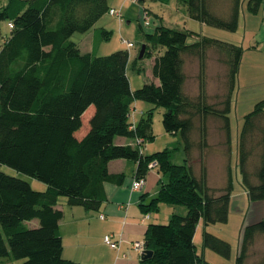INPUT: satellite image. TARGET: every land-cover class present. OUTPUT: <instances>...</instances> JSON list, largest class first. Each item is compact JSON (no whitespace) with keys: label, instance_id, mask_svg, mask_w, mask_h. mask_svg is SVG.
I'll list each match as a JSON object with an SVG mask.
<instances>
[{"label":"trees","instance_id":"trees-1","mask_svg":"<svg viewBox=\"0 0 264 264\" xmlns=\"http://www.w3.org/2000/svg\"><path fill=\"white\" fill-rule=\"evenodd\" d=\"M182 2L192 19L229 31L239 28L243 0ZM246 6L257 15L264 0H247ZM111 9L109 0L0 2V29L3 22L10 29L0 49V165L4 167L0 168V264L20 259L22 264H86L63 256V210L57 206L64 198L70 206L98 210L107 199L104 182L112 179L108 167L115 159L135 160V179L146 181L153 170L150 163L157 162L160 190L148 204L141 203L148 216L161 203L188 209L186 215L173 213L166 224L148 226L144 251L152 255L141 258L140 264H213L199 253L195 235L201 220L205 225L228 222L235 160L249 199L264 200V98L244 115L234 147L231 113L244 47L166 26L163 18L150 29L153 23L145 8L146 51L139 59L154 57L152 79L133 90L127 72L129 50L97 54L112 31L96 28L92 52H83L73 39L76 33L95 29ZM117 10L122 12L123 6ZM123 41L128 45L130 40ZM209 51L218 54L227 69L223 87L215 94L208 91L206 81ZM189 55L200 64L196 94L186 90ZM136 100L167 108L163 126L167 133L181 135L184 163L173 162L174 148L143 152L144 143L156 138L154 108L137 125L132 114ZM91 107L90 128L79 138L84 114ZM216 132L218 139H213ZM118 137L135 141L119 144ZM138 139L143 141L138 144ZM213 154L226 170L221 188L208 184ZM5 168L37 179L46 188L38 190ZM124 177L119 175V183ZM202 245L223 258L232 257V242L208 229ZM235 264H264V219L243 228Z\"/></svg>","mask_w":264,"mask_h":264},{"label":"crops","instance_id":"crops-1","mask_svg":"<svg viewBox=\"0 0 264 264\" xmlns=\"http://www.w3.org/2000/svg\"><path fill=\"white\" fill-rule=\"evenodd\" d=\"M119 2L120 0H113L114 4H119ZM91 31L84 35L76 36L75 38L83 52H92L94 50L95 34L93 32L91 33ZM251 33L253 34V31H251ZM247 35L248 23L245 27L244 37H247ZM252 36L253 35H251V37ZM256 44H258V42ZM254 46L248 45L245 51L256 50L255 47L257 48L258 46L259 48L260 44ZM258 51H261L260 48ZM247 75L249 79L245 78V80H254V82L259 81L260 85L263 83L262 86H256V88H254V93L250 94L247 93L248 91L245 92L247 97L250 99L255 97L253 102L264 98V62H261L260 65H257L255 68L251 67V71ZM238 104L239 101L237 99L236 107H238ZM135 108L134 121L138 125L141 119L145 117L146 112L152 107L150 108L149 103L146 101L136 100ZM89 128L90 126H88L87 131L82 134L77 133V136L79 138L84 137ZM239 130L240 127H237L235 136L233 129V134L236 139L234 145H237ZM172 135L174 136H171V138L168 136L162 145L153 150L160 151L163 150L162 148L164 147L170 148V144H172L174 140L173 137L176 138L179 134ZM116 140L119 144H130L134 143L135 138L118 137ZM176 141H178V139H176ZM152 145H154L152 142L147 146L145 145L143 152L145 154H151L153 151L150 150V146ZM235 163V175L238 178L239 185L236 186L234 184L228 222L222 223L223 226H218V223L211 226L205 225L203 220H201L195 235V242L198 246L199 253L213 264H219L220 259L213 254L214 252L203 248L202 243L205 230L208 229L232 241L234 225L237 226L239 234L238 255L242 231L248 224L247 222L253 223L264 219V200L251 201L249 199L247 191L241 184V176H239L240 174L237 170V160H235ZM0 168L4 167L1 166ZM137 168V162L130 159H115L109 163L108 169L112 179L104 182V190L107 199L101 204L98 210H88L83 206H70L67 201L63 199L59 201L57 207L63 210L60 230L63 236V256L66 259L86 264H140L142 254L134 248V242L144 241L145 233L151 223L168 222L173 213L182 212L183 209L181 210L178 208V205L161 203L159 210L157 212H150L148 216L141 206V203L148 204L151 199L158 194L160 190V174L157 169L150 170L147 174V181L143 190H134L132 188V182L136 178ZM5 170L14 175L21 173L10 168H5ZM121 174H124L125 177L122 182L119 183V175ZM225 179L226 170L224 166L209 168L208 184L210 186L221 188L225 185ZM38 183L39 182H36V186L39 188L38 190H44L46 188L44 183ZM34 188L36 187L34 186ZM216 229H219V231H216ZM107 234H110L113 239L119 242L118 249H113L105 243L104 237Z\"/></svg>","mask_w":264,"mask_h":264},{"label":"rangeland","instance_id":"rangeland-1","mask_svg":"<svg viewBox=\"0 0 264 264\" xmlns=\"http://www.w3.org/2000/svg\"><path fill=\"white\" fill-rule=\"evenodd\" d=\"M6 1L7 0H0L1 3H5ZM109 5L110 6L113 5L111 7L116 9L123 6V10H122L123 17L120 20L119 17L110 15V13L108 12L105 16L101 18L98 25H96L95 29L91 31V33L93 32L95 35H97L99 31L96 28L100 26H103L107 28L109 31H112V35L110 39L107 41L105 40L102 43L101 47H99L96 50L98 51V53L97 52L96 53L98 55H108L120 49L129 50L130 61L127 72L133 90L138 89L145 83L150 82L152 79V66H153L154 57L146 56L143 59H139L140 49L144 44V30L142 29V23L145 22L144 19V15L146 13V11H144L145 8L148 9L149 12L148 20L153 23L150 29L151 28L154 29L155 24H158L160 22V18H163L164 24L166 26L173 27L176 29H190L191 31L201 34L202 36H209L241 45L244 47V50H246L248 45L256 46L260 44L259 48L261 51H258L259 50L258 46L257 48L254 46L256 50H250V51L247 50L244 52L242 64L240 66L239 83H238V89L236 90V101L238 99L239 104L238 107H236V101H235L234 109L231 114L234 134L236 136L237 127L242 126L244 115L252 111L255 103L260 100L259 99L256 102H253L255 97L250 99L249 97H247V94L245 92L248 91L247 93L250 94L254 93L255 92L254 88H256V86L263 85V83H261L260 85L259 81L254 82V80L251 79H250L251 81H247V79H249L247 74L251 71V67L255 68L257 65H260L261 62H264V55H263L264 54V7L261 9L259 14L257 15L251 14L247 11V6H246L247 0H243V9L240 17V27L237 29V31H229L190 18L188 15L187 7L182 2V0H144L143 3L134 2L133 0H125V2L124 0H120L119 4L117 3L114 4L113 0H109ZM247 23H248V35L247 37H244L245 27ZM249 30L253 31V34ZM9 33H10V29L8 27V24L6 22H3L1 24V29H0V49L4 45L6 41V37L7 35H9ZM251 35L253 36L251 37ZM76 36H81V34L76 33L73 39H75ZM123 39L132 41L135 44V46L133 48H129L128 45L123 41ZM257 42L258 44H256ZM186 58H187L186 72L188 77L186 90L190 94H196L198 91H200V80L198 77L200 74V64L198 62L199 59L192 55H189ZM206 68H207L206 81H207L208 91L211 94H215L219 92L223 87L224 80L227 74L226 65L224 64V62H222L218 54H216L214 51H209L207 56ZM245 78L247 79L245 80ZM149 106L150 108L151 107L154 108L151 119L154 129V135L156 136V139H154V141L147 140L144 143V145L147 146L151 142L152 144H154L150 146V150L153 151L151 152L152 154L155 151H159V150L154 151L153 149L158 148L160 145H162L164 141L168 138V136H170L171 138V136L174 135L167 133L163 126V122H162L163 115L167 111V108L163 106H155L151 103H149ZM93 112H94V107H91L84 114L85 115L84 126L78 132L79 134H82L87 131V128L89 126V120ZM135 112L136 109L132 108V114ZM217 135L218 133L216 132V136L213 137V139H218ZM173 138H174L173 143L170 144V148H174V151L172 153V160L174 163L182 164L185 162V151L182 145L181 135L179 134L178 137L176 138L173 137ZM176 139H178V141H176ZM234 143H236V139H234ZM236 146L237 145L234 146L235 149ZM221 163H222V159L219 156L215 154L211 156L210 168L222 167L223 163L222 165ZM17 175L28 180L37 189H39L38 186H36L37 185L36 182L40 183L41 181H38L37 179H34L22 173H17ZM163 178L167 180L168 177L163 176ZM234 183L236 186L239 185V181L236 175H234ZM62 199L65 200L64 198ZM178 208L184 210L180 212L183 213L181 215L187 214L188 209L186 210L187 207L185 205H178ZM168 222L162 224H166ZM247 223H248L247 225L252 224L249 222ZM218 226H223V224L218 223ZM216 231H219V229H216ZM214 234L220 236L217 233ZM232 237L233 240L230 241L232 242L233 245V251H232V257L230 259L223 258L220 255L213 253L215 256H217L220 259L219 264H235L237 257V249H238V240H239L238 228L235 225H234V233ZM23 262L24 260L20 259V260L10 261L8 264H22Z\"/></svg>","mask_w":264,"mask_h":264},{"label":"built area","instance_id":"built-area-1","mask_svg":"<svg viewBox=\"0 0 264 264\" xmlns=\"http://www.w3.org/2000/svg\"><path fill=\"white\" fill-rule=\"evenodd\" d=\"M134 1H139V0H134ZM110 13L112 14V15H115V16H118V17H120L121 16V10L119 11V10H117V9H115V8H112L111 10H110ZM146 24H148V21L146 22ZM9 26L10 27H13V23L12 22H10L9 23ZM126 42V41H125ZM128 45L129 46H132L133 45V43L132 42H128ZM143 140L142 139H138V140H136V142L139 144V143H141ZM156 165H157V162L155 161V162H152V163H150V165H149V167L151 168V169H154L155 167H156ZM146 185V179H144V178H137V179H135L134 180V182H133V184H132V188L134 189V190H139V191H141L143 188H144V186ZM104 241H105V243L106 244H108L111 248H113V249H118L119 248V242L117 241V240H115V239H113L112 238V236L111 235H106L105 236V238H104ZM134 248L137 250V251H139V252H144V241H135L134 242Z\"/></svg>","mask_w":264,"mask_h":264},{"label":"water","instance_id":"water-1","mask_svg":"<svg viewBox=\"0 0 264 264\" xmlns=\"http://www.w3.org/2000/svg\"><path fill=\"white\" fill-rule=\"evenodd\" d=\"M145 51H146V45L143 44L141 47L140 58L144 56ZM151 255H152V251L150 250H145L144 252H142V258H148Z\"/></svg>","mask_w":264,"mask_h":264}]
</instances>
